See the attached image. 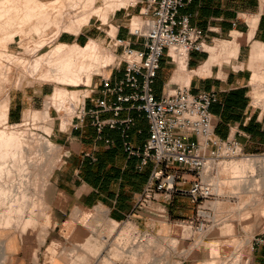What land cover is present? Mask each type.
I'll return each instance as SVG.
<instances>
[{
    "label": "rangeland",
    "instance_id": "rangeland-1",
    "mask_svg": "<svg viewBox=\"0 0 264 264\" xmlns=\"http://www.w3.org/2000/svg\"><path fill=\"white\" fill-rule=\"evenodd\" d=\"M3 1L4 0L1 2ZM41 1L49 4L52 0ZM62 1L65 4L69 3L67 2L68 0ZM83 1L78 7L73 9L69 8L70 11L66 8L64 12H74L77 15L76 18H79L82 16V13L84 14V11L85 15L83 16H86V14L87 16L90 15L92 11L87 9H90L91 6L93 10L95 7L101 8V15H103L105 11L108 13L107 24H104L105 21H103L101 16L93 14L90 18L89 28H92L91 32L95 30V32H93L95 36H91V38L98 41L104 51L112 53L113 62L108 67L102 69H99L96 64H92L90 72L87 71L86 74H84L91 76L93 85H82L80 87L63 86L49 82L44 77L46 67L41 68L42 70H34L31 66L36 59L50 51L57 43L65 42L66 37H72L73 35L67 33L65 30L59 31L54 24L48 23L42 24L41 27L44 29H34V27H37L36 25L40 23V18L37 16H34L26 23H22L20 20L23 19L25 14L24 0V3L21 2L15 5L17 6L16 9H19L18 11L11 10V6L8 7L5 4L7 17L15 16L16 11L18 12V14H16L18 18L14 22L15 25L6 23L5 21L8 19L0 22V28H3L2 31L0 29V104H4L3 109L6 108L5 111H2V108L0 110L2 113V115H0L2 121V123L0 122V130L17 135L16 137H19L18 140L22 142V147L28 156L25 154L24 164L21 166L22 168L18 166L14 167V171L11 170L10 173L11 177L4 174L0 182V197L3 196L7 198L1 197L2 199H0V264H13L11 256L15 252L12 247L16 245V243L21 251H23L25 247L24 251L26 255L30 254L36 259V245L43 244L51 227L54 225L56 211L65 206V201L56 191L53 184V176L63 163L64 149L53 140V135L49 139L45 135V133L51 134L54 127L60 123V114L57 109L53 107L51 111L52 123L40 118L42 114L38 111H42L49 105V97H47L46 105L43 109L27 112L25 118L18 124L6 123V100L9 97V92L31 85L39 86L44 84L51 85L55 88L60 87L67 89L69 97L67 96V98L63 100L65 101L63 103V108L66 109L65 115L70 117L71 122L78 103L82 101L85 96L94 95V93L92 95L91 90H93L95 81L100 79L99 75H108L112 71L113 66H116L122 58L120 56L121 50H116L112 43H110V40L105 42V38L102 36L105 32L110 36H115L114 33L117 31V26H112V29L114 27L113 33L109 28V26L112 25L111 17H113L115 12H110L109 7L113 4H119L122 1L94 0L92 3H89L87 7L82 6L84 3ZM262 3H264V0H262ZM79 8L85 9L82 10ZM138 8L140 10V7ZM53 11L55 10H52V13ZM131 11L130 9L129 12ZM38 14L37 11L36 15ZM79 14L80 16H78ZM134 16V19L128 22V27H131V24H134L133 27H135L142 22V18L136 15ZM70 17L71 16H66L65 23L67 21L69 22V19H72V17ZM129 18H132V16ZM5 28H7V30ZM88 41L89 40L86 42L81 41L79 44L86 45ZM205 47L206 45L204 44V50ZM260 63L261 62L258 60V67L261 65ZM171 65L173 67V69L170 70L172 74L177 68V63L171 62ZM254 76L255 72L253 78ZM251 82L250 84H252ZM177 85L180 87L185 86L182 81H179ZM249 88L252 95L253 106L264 112L263 102L257 103L255 101V86L250 85ZM71 92H74V98ZM3 112H6V114H3ZM76 122L74 124H76ZM71 128L72 126L69 125L67 130ZM38 140L40 142L44 140L49 141L55 146L54 151L51 152V154L42 151ZM12 148L14 149L15 145H13ZM34 152L38 153L34 155ZM243 155L244 156L231 157L227 155L224 149L220 153V158L211 161L209 164L210 166H208L202 174V178L207 182H212L214 187V196L207 201L203 200V203H201L203 208L206 209L205 212L210 214V218L198 217V204L192 203L191 199L187 196H177L176 202H174V200L170 204L164 205L163 203L164 206L157 205L152 207L148 216H134L132 219L137 218V221L130 220L123 223H111L104 218L102 212L98 211L96 213H89L90 215L88 217L83 218V223L90 229L88 233L89 239L88 242L82 241L78 242V244L83 248V251L97 258L94 264H207L210 261H214L216 264H248V262L249 264H253L256 251L262 246L261 241H264V216L260 211H253L248 207L249 205L247 202L251 200V194L240 193L238 195L235 192L236 195H234V193H232L233 186H231L232 183L230 181L233 179L234 174L226 163L241 160L246 157H256L264 160V153L248 154L243 150ZM30 158L34 159L36 165L33 164L31 166L29 163ZM52 166V172L50 176L47 177L49 167ZM255 172L256 179L260 180L263 177L262 170L258 167ZM195 177V175L190 174L188 180L192 181ZM1 188H3L2 191ZM216 188H218L219 191H217ZM48 197H50L49 200ZM3 199L4 201H2ZM173 204H175V207L182 213L174 215L170 211ZM11 208L12 210H10ZM3 217L6 218L4 219ZM8 220H10V222H8ZM30 222H32V225L26 228ZM261 222H263V224ZM178 224L181 228L179 232L174 233L175 226ZM27 234L30 235V239L28 243H25L24 236ZM173 241H176L175 248L173 247ZM197 243H199L198 246L196 245ZM207 243H209V245L213 244L212 247L210 248ZM88 244L93 246L87 248L86 246ZM216 244L218 248L220 247V250H217ZM209 250H212V252ZM217 254H219V257ZM52 258L53 257L50 255L49 263ZM77 260H81V258H77ZM70 262L72 263L73 260H70ZM74 263H79V261H74Z\"/></svg>",
    "mask_w": 264,
    "mask_h": 264
},
{
    "label": "crops",
    "instance_id": "crops-1",
    "mask_svg": "<svg viewBox=\"0 0 264 264\" xmlns=\"http://www.w3.org/2000/svg\"><path fill=\"white\" fill-rule=\"evenodd\" d=\"M130 9L115 11L109 28L113 33L112 26L116 25L115 35L127 40L132 48L143 50V39H136L128 32V22L134 19V15L143 17L139 16L138 7ZM180 14L189 16L191 26L202 32L206 47L202 52L192 51L187 55L186 69L178 78V62L171 74L173 67L170 59L164 56L154 84L155 97L161 99L174 92L180 87L177 85L179 81L189 86L190 92L195 95L217 92L218 101L211 107L216 135L222 140H237L248 154L264 153V112L253 106L249 88L254 66L258 62L254 49L259 43H264L262 0H192L180 10ZM89 23L79 35L66 37L65 43L75 45L93 39L91 36H95V30L91 32ZM102 36L105 42L111 38L107 32ZM227 47L232 55L227 52ZM219 54H222V58L216 62ZM105 77H110L111 85H115L123 78V73L112 70ZM102 90L101 79H98L91 90L95 91L92 99L87 100L88 108H95L97 100H104L111 106L120 105L116 95L106 94ZM54 91L55 87L45 84L11 90L6 100V123L18 124L27 112L43 109L46 98L53 96ZM125 92L130 93L131 90L127 88ZM121 107L118 115L113 110L97 109V116L102 121L123 122L132 119L133 125L127 130V139L123 134L124 128L105 126L100 133L90 120L86 125L77 127L74 124L76 121L73 125L70 122L68 126L72 128L69 130L66 129L68 126L61 130V120L54 127L51 135L63 147L64 154L63 163L53 176V184L65 201V206L56 211L54 225L43 244L36 245L37 258L26 255L25 247L21 251L16 243L12 247L15 252L11 256L13 264H94L97 258L83 251L78 244L89 239L90 229L83 223V218L100 211L111 223L137 221V218L132 219L131 214L138 196L149 181L153 164L143 166L140 157L127 154L124 142L128 140L136 148H143L150 137V122L145 114L131 109L129 104H121ZM157 205L164 206L160 200L153 202L142 215L148 216L152 207ZM170 211L174 215L182 213L175 204ZM31 225L32 222L26 228ZM29 239V234L24 236L25 243ZM90 246L93 245L86 247ZM50 255L53 258L49 263ZM253 264H264V246L256 251Z\"/></svg>",
    "mask_w": 264,
    "mask_h": 264
},
{
    "label": "built area",
    "instance_id": "built-area-1",
    "mask_svg": "<svg viewBox=\"0 0 264 264\" xmlns=\"http://www.w3.org/2000/svg\"><path fill=\"white\" fill-rule=\"evenodd\" d=\"M133 1L117 11L140 7L142 22L129 27L128 32L136 39H143L144 49H134L127 40L111 36L113 47L121 50L122 57L112 70L123 73V78L111 85L110 77L99 75L102 92L116 95L120 105L111 106L104 100H97L96 107L90 109L86 103L92 96H85L77 105L71 125L77 121L76 127L84 126L90 120L100 133L105 126L124 128L123 134L127 139V130L133 125V120L102 121L97 116V109L113 110L118 115L121 104L127 103L131 109L145 114L150 122L147 143L143 148H136L128 140L124 142L127 154L140 157L143 166L153 164L149 181L138 196L131 216H142L153 202L160 200L166 205L177 196H187L192 203L198 204V217L210 218L201 203L214 196V187L212 182L202 178V174L211 161L220 158L224 149L231 157L244 156L242 146L234 139H220L214 131L211 107L218 101L217 92L195 95L185 85L161 99L154 94L163 57L177 63L172 49L184 48L188 56L192 51H204L202 32L191 26L189 16L180 14V10L192 0ZM127 88L130 93L125 92ZM45 135L48 139L52 136ZM190 174L196 176L192 181L188 180ZM261 243L264 246L263 240Z\"/></svg>",
    "mask_w": 264,
    "mask_h": 264
},
{
    "label": "bare ground",
    "instance_id": "bare-ground-1",
    "mask_svg": "<svg viewBox=\"0 0 264 264\" xmlns=\"http://www.w3.org/2000/svg\"><path fill=\"white\" fill-rule=\"evenodd\" d=\"M1 1L2 0H0V22L5 20V19H8L7 21H5L6 23H10L11 25H13V24L15 25L14 22L18 18L17 17L18 15L16 16V14H18V12H16V11L19 10V9H16L17 6H15V5L23 2V0H4L3 2H1ZM24 1H25V14L23 13L24 14V16L22 15L23 19H21L20 21L22 23H26V22L30 21L34 16H37L38 18H40V20H39L40 23L38 25H36L37 27H34V29H36V30H39L40 28H42L41 27L42 24L48 23V24H54L59 31L65 30L67 33L77 36L80 34L82 28L86 24L89 23L90 18L93 14L97 15V16H101L103 18V21H105V23H106L107 17H108L107 16L108 13L106 11H105L106 13L104 12V14L101 15V12H102L101 8L95 7L93 10V9H91V6H90V9L86 8L87 10L92 11V13L90 12V15L87 16V14H86V16H83V15H85V11H84V14L80 13L82 15L81 17L76 18L77 17L76 13L69 12L70 11L69 8L73 9V8L78 7L79 4L83 0H68L67 2H69V3H66V4L62 0H52V1H50L49 4H47L46 2H43L41 0H24ZM93 1L94 0H85V1H83L84 3L82 6L87 7L88 4L92 3ZM105 1H107V0H105ZM121 1H122L121 3L113 4L111 7H109L110 8L109 11L114 13L115 11H117V9L123 8V7H128L131 3L134 2L133 0H121ZM5 4L8 7L11 6V8H12V9L10 8L11 10H13V11L16 10L15 11L16 17L13 15H12L13 17H11V16L7 17ZM21 5H23V4H21ZM31 6H33V7H31ZM66 8H68L69 11L64 12V10ZM79 9H82V8H79ZM84 9L85 8H83L82 10H84ZM52 10H55V11H53V13H52ZM82 10H80V11H82ZM37 11L39 13L38 15H36ZM76 11H78V10H76ZM262 11H264V3H262ZM86 13H88V12H86ZM80 14L78 16H80ZM66 16L72 17V19H69V22L67 21L68 23L67 22L65 23ZM254 20H256V19H254ZM6 23H5V25H6ZM2 25H3V22H2ZM7 28H8V26H7ZM7 28H5V29L7 30ZM42 29H44V28H42ZM2 30H3V28L1 29V31ZM6 30H5V32H6ZM9 30H10V27H9ZM115 33H116V31H115ZM235 46H236V44H235ZM230 48H231V44H230ZM230 48L228 51V47H227V52L229 53V55H232V52H230ZM172 51H173V54H174V56L178 62V68L176 71L177 72L176 76L178 78L180 73L184 72L186 69L187 52L184 48H178L177 50L172 49ZM254 56L256 57L257 61L259 60V62H261L260 63L261 65L259 67L257 66V64H256V66H254L255 76L251 82L252 83L251 85L255 86V91H254L255 101L257 103L263 102V104H264V43H259L257 45V47L254 49ZM221 58H222V54H219L216 57V62H220ZM112 62H113L112 53L104 51L101 48V46L99 45L98 41H96L95 39H90V41L84 46H81L79 44L71 45V44H68L65 42H59L50 51L44 53L43 55H41L40 58L36 59V61L33 62L31 66L34 70H38V69H41L43 67H46V72L44 73L45 74L44 77L49 82H53V83H56L58 85H63V86L80 87L82 85L88 86L90 84L91 76L85 75V74L87 71L90 72L92 64H96L99 67V69H102V68H106L109 65H111ZM22 67H24V66H22ZM252 70H253V68H252ZM187 79H188V81L190 80V75L187 77ZM186 83H188V82H186ZM71 94H72V97L75 95L74 92H71ZM67 96L69 97V93H68L67 89L56 87L53 96H51L49 98V101H48L49 105H47L45 107V109H43L40 112V114H42V116H40V118H42L44 121H50V123H52L53 121H52L51 111H52V108L55 107L60 114L61 128H62L61 130L65 129L70 122V117L65 115L66 109L63 108L64 107L63 103L65 102L63 100L65 98H67ZM72 97H71V99H72ZM1 108H2V111L6 110V108L3 109L4 104H0V110H1ZM6 112H3V114L4 113L6 114ZM0 113H1V111H0ZM0 115H2V113ZM6 118H7V115H6ZM0 122L2 123L1 119H0ZM16 136L17 135H13V133L11 134V132L6 133L4 130L3 131L0 130V182H1V179H3L2 177L4 176V174L11 177V174H10L11 170L14 171L13 168L16 166H18L19 168H22L21 166H22V164H24V159H25L26 153L24 151V148L22 147V142L20 140H18L19 137L17 138ZM38 141H36V142H38ZM12 144L15 145L14 149L12 148V146H13ZM39 144H40L39 146L41 147L42 151H44V152L46 151L47 153H50V154L55 149V146H53V144H51L49 141H46V140L40 142ZM39 150H40V148H39ZM36 153H38V152H34V155ZM29 163L32 166L36 162L34 161L33 158H30ZM53 164H55V163H53ZM226 164H227V166H229L232 169L233 174H234L233 179L230 181L232 183L231 186H233L232 187V193H234V195H236V193L238 195L240 193L241 194L242 193L251 194L252 198H251V200H249V202H247V204L249 205L248 207H250V209H252L253 211H260V213L264 216V160L256 158V157H246V158H243L241 160L231 161L230 163H226ZM208 166H210V165H208ZM229 167H228V169H229ZM258 167L263 172V177L260 180L256 179V175H255V173H256L255 171L257 170ZM52 169H53V166L49 167V172H47V177L50 176ZM2 190H3V188H1V191ZM216 190L219 191L218 188H216ZM1 197H3V196H1ZM1 197H0V199H2ZM3 198L7 199L6 197H3ZM22 198H24V197H22ZM25 198H26V196H25ZM49 199H50V197H48V200ZM2 201H4V199ZM22 204H23V202H22ZM216 206H218V205H216ZM12 208H14V207H12ZM12 208L10 210H12ZM3 218L5 219L6 217H3ZM8 222H10V220H8ZM261 223L263 224V222H261ZM180 228H181V226L179 224L176 225L174 233L179 232ZM232 228H233V225H232ZM187 232H188V229H187ZM173 238H174V236H173ZM175 242L176 241H173V244H174L173 247L174 248L176 247ZM196 245L198 246L199 243H197ZM207 245L211 248L213 244L209 245V243H207ZM217 250H220V247L218 248V245H217ZM210 252H212V250ZM219 254H217L218 257H219ZM213 255H214V253H213ZM216 259H219V258H216ZM207 264H216V263L214 261H210ZM248 264H249V262H248Z\"/></svg>",
    "mask_w": 264,
    "mask_h": 264
}]
</instances>
